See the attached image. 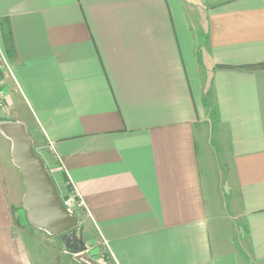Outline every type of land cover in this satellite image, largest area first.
<instances>
[{
    "label": "crops",
    "instance_id": "1",
    "mask_svg": "<svg viewBox=\"0 0 264 264\" xmlns=\"http://www.w3.org/2000/svg\"><path fill=\"white\" fill-rule=\"evenodd\" d=\"M0 55V120L83 200V238L116 264H264V0H0ZM12 149L0 131V264H37Z\"/></svg>",
    "mask_w": 264,
    "mask_h": 264
},
{
    "label": "water",
    "instance_id": "2",
    "mask_svg": "<svg viewBox=\"0 0 264 264\" xmlns=\"http://www.w3.org/2000/svg\"><path fill=\"white\" fill-rule=\"evenodd\" d=\"M0 131L13 143L12 158L25 185L22 206L28 223L50 235H59L66 249L78 261L99 264L84 254L88 247L78 229L81 218L64 204L44 159L35 151L34 141L25 124L0 120Z\"/></svg>",
    "mask_w": 264,
    "mask_h": 264
},
{
    "label": "rangeland",
    "instance_id": "3",
    "mask_svg": "<svg viewBox=\"0 0 264 264\" xmlns=\"http://www.w3.org/2000/svg\"><path fill=\"white\" fill-rule=\"evenodd\" d=\"M7 62L8 60L2 58L0 55V113L6 114V116L9 117L10 96L7 91V87L9 86ZM35 151L38 153L43 152L38 151L36 147ZM69 191V193H71V189ZM66 198H63L64 202L67 201L65 200ZM71 205L81 216L78 229L82 230L84 210L83 208L76 207L75 201ZM22 213L23 211L20 209V214L18 213L19 215L17 214L16 216V224L19 226L21 237L24 239L27 248L31 250V255L34 257L37 264H84L78 261L75 255L66 249L59 235H50L44 230L32 227L27 223L26 218L23 216L21 217ZM20 219H22V226L19 224ZM84 241L88 247L87 251L84 253L85 255L97 261L99 264H116L111 253L100 242V239H97V237L89 239L87 236H84Z\"/></svg>",
    "mask_w": 264,
    "mask_h": 264
},
{
    "label": "built area",
    "instance_id": "4",
    "mask_svg": "<svg viewBox=\"0 0 264 264\" xmlns=\"http://www.w3.org/2000/svg\"><path fill=\"white\" fill-rule=\"evenodd\" d=\"M0 84H1V82H0ZM77 196H78V195H77V192H76L75 189L72 187L71 193H70V194L68 195V197L65 199V200H67V201L64 202V200H63V202H64V204L67 206V208L70 210V212H72V213L78 215V216L81 218V216L79 215V213L76 212L75 209H74V208L72 207V205H71V204L75 201V205H76V207H78V208H83V206H84V202H83L82 199L78 198Z\"/></svg>",
    "mask_w": 264,
    "mask_h": 264
},
{
    "label": "trees",
    "instance_id": "5",
    "mask_svg": "<svg viewBox=\"0 0 264 264\" xmlns=\"http://www.w3.org/2000/svg\"><path fill=\"white\" fill-rule=\"evenodd\" d=\"M3 31H4V34H5V40H9L10 39V35H9V28H8V26L7 25H4V29H3ZM66 198V197H65ZM62 200H63V198H62Z\"/></svg>",
    "mask_w": 264,
    "mask_h": 264
}]
</instances>
